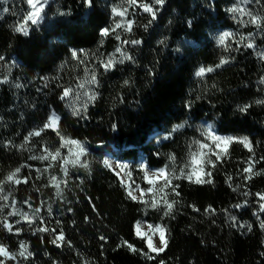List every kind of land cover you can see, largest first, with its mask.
I'll return each mask as SVG.
<instances>
[{
	"label": "trees",
	"instance_id": "1",
	"mask_svg": "<svg viewBox=\"0 0 264 264\" xmlns=\"http://www.w3.org/2000/svg\"><path fill=\"white\" fill-rule=\"evenodd\" d=\"M33 2L0 0V264H264V0Z\"/></svg>",
	"mask_w": 264,
	"mask_h": 264
},
{
	"label": "snow or ice",
	"instance_id": "2",
	"mask_svg": "<svg viewBox=\"0 0 264 264\" xmlns=\"http://www.w3.org/2000/svg\"><path fill=\"white\" fill-rule=\"evenodd\" d=\"M27 2H28V4H30V5L35 9L34 12H32L31 14L28 15V17H27V21H31L32 24H37L38 21H39V19H40V12H41V9L36 7V4L33 2V0H27ZM130 2H132V0H130ZM155 2H156V4L163 5V3L165 2V0H155ZM88 3L91 4V0H88ZM143 7H144V10H145V11L152 13L153 18H155V12L152 11V8H151V7H148V6H146V5L143 6ZM4 10L7 11V9H4ZM113 11H115V9H114ZM231 11H232V12H236V11H238V9L233 8V9H231ZM252 20H253L254 23L259 24V18H257V17H253ZM27 21H25V23H27ZM117 27H119V25H117ZM16 30H17V31H23V34H24L25 36L28 35V31H27V29H26L23 25H21V27L18 28V29H16ZM127 30H130V25H129V28H128ZM106 33H107V29L104 30V33H103V34H106ZM230 35H231L230 33H224V35L220 37V39H219V43H220V44H224L225 38H226L227 36H230ZM132 43H133V44H139L140 41L133 40ZM248 47H252V45L249 44ZM72 55H73V56H76V53L73 52ZM125 59H129V57H125ZM227 62H228L227 60H221V64H225V63H227ZM111 66H112V61H108L106 67H109V68H110ZM218 67H219V65H218ZM206 71H207V72H212L213 69H212V68H207V69H205V68H200L199 71L196 73V75H197V76H203V75L205 74ZM91 83H96L94 77L92 78ZM69 91H70V90H69ZM69 91H65L64 95L61 96V99H64L65 97H67V96L69 95ZM93 98H94V97H93ZM242 110H243V109H242ZM54 119H58V118H57V117H54ZM46 126H47V125H46ZM177 127H181V126H177ZM35 135H39V132H36ZM209 136H210L213 140H216V141H221V140H222V138H220V137H216V136H213L211 133H209ZM231 139H232V138H228V139H226V140H223V142H224V143H227V142H228L229 140H231ZM241 143H243L244 146L247 147V148H249V150L251 151V145H250L249 142L247 141V138H244V139L241 141ZM201 147H203V145H201ZM58 154H59V153H57V155H58ZM33 158H34V159H45L46 157H33ZM104 163H105L106 166L108 165V161H105ZM209 163H211V161H209ZM250 170H251V168H249V169H245V171H250ZM18 171H19V169H17V172H18ZM255 174H256V175H259L260 173H255ZM12 175H15V173H13ZM208 175L210 176L211 173L209 172ZM11 178H12V177L10 176L9 179H11ZM189 178H191V177H189ZM248 178L250 179L251 176H249ZM195 182H196V183H211L210 180H208V181H204V180H201V179H197ZM130 195H131V193H130ZM5 198H6V197H5ZM132 198H133V199H136L135 196H133ZM260 199H261V200H264V195H261V196H260ZM153 206H155V205H153ZM240 206H241V205H236V207H240ZM171 207H172L171 204H169V205H168V209H169V211L171 210ZM260 207H261V210L264 211V204H261ZM37 211H39V210L37 209ZM50 211H51V208H49V212H50ZM165 214L167 215L168 213H165ZM17 223H18V222H17ZM5 227L8 228L9 231L12 230V229H11V226H9V225H7V224H5ZM149 227H151V226H149ZM262 227H264V224H262ZM38 230H39V231H48L47 228H40V229H38ZM157 230L161 233V241H163V242L166 244V241L163 240L164 229H163V228L154 229V231H157ZM58 239H59V240H63V234H62V233H61V235L58 237ZM101 239H103V237H101ZM127 246H128L129 249H131L132 251H135V249H133L131 245H127ZM149 247H152L151 241H149ZM154 250H155V251H159L160 249L157 248V249H154ZM26 252H27V248L24 247V250H23L21 253H19V255L24 256ZM0 253L7 255L6 250H5L3 247H0Z\"/></svg>",
	"mask_w": 264,
	"mask_h": 264
},
{
	"label": "rangeland",
	"instance_id": "3",
	"mask_svg": "<svg viewBox=\"0 0 264 264\" xmlns=\"http://www.w3.org/2000/svg\"><path fill=\"white\" fill-rule=\"evenodd\" d=\"M42 5V4H41ZM41 5H36L37 8H40L41 9V12H40V19L38 22H41L42 20V7L44 6H41ZM54 117H56L55 115L51 117V120L50 122L48 123V126L49 127H56V124H57V119H54ZM206 128H205V132H206V135L209 136V133H211L213 136H216L214 131L211 129L210 126H208V124H206ZM210 137V136H209ZM218 137V136H216ZM222 138V137H220ZM211 141H215V143L218 145V146H222L224 144L223 139L221 141H216V140H213L211 137H210ZM212 146V145H209V147ZM108 167L113 170L120 178L123 182H125L129 187H130V192L133 196L136 197V199H141L142 196H143V191L140 189V188H131L130 186V183L127 179V170H128V164H124V165H121L119 163H117L115 160L113 159H108ZM144 173H145V176L147 178L148 181H160V180H163L165 177H166V170L165 169H151V168H144ZM160 227H157L155 229H159ZM139 231V234L141 236H146V233L148 231V228L144 225H141L138 229ZM163 240L165 241V234L163 233ZM149 241H151V244H152V247H150L155 253H161L164 248H165V243L163 241H161V233L157 230V231H154L149 235L148 237V244H149ZM160 249L159 251H155L154 249Z\"/></svg>",
	"mask_w": 264,
	"mask_h": 264
},
{
	"label": "water",
	"instance_id": "4",
	"mask_svg": "<svg viewBox=\"0 0 264 264\" xmlns=\"http://www.w3.org/2000/svg\"><path fill=\"white\" fill-rule=\"evenodd\" d=\"M164 234H165V238H166V231H165V230H164ZM164 250H165V248H164ZM164 250H163L162 252H164ZM162 252H161V253H162Z\"/></svg>",
	"mask_w": 264,
	"mask_h": 264
}]
</instances>
